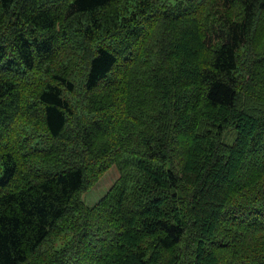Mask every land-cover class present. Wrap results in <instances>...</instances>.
<instances>
[{"label": "trees", "instance_id": "1", "mask_svg": "<svg viewBox=\"0 0 264 264\" xmlns=\"http://www.w3.org/2000/svg\"><path fill=\"white\" fill-rule=\"evenodd\" d=\"M0 264H264V0H0Z\"/></svg>", "mask_w": 264, "mask_h": 264}, {"label": "rangeland", "instance_id": "2", "mask_svg": "<svg viewBox=\"0 0 264 264\" xmlns=\"http://www.w3.org/2000/svg\"><path fill=\"white\" fill-rule=\"evenodd\" d=\"M234 132V134L232 133V132H229L228 133V137L226 138V142L228 143V144H232V142H233V139H234V137H235V135H236V131H233ZM115 173V168H111L102 178H101V180L98 182V184L96 185V186H98V187H101V186H104V183H106L107 182V180H108V178L110 177V176H112V173ZM95 186V187H96ZM108 189V188H107ZM96 195V197H98V198H96V199H100L101 197H103L104 196V194H105V191L104 192H102L101 194H98L97 193V191H95V190H93V189H91V190H89L87 193H85L84 195H83V200H84V202L86 203H90V198L91 197H93L94 195Z\"/></svg>", "mask_w": 264, "mask_h": 264}, {"label": "crops", "instance_id": "3", "mask_svg": "<svg viewBox=\"0 0 264 264\" xmlns=\"http://www.w3.org/2000/svg\"><path fill=\"white\" fill-rule=\"evenodd\" d=\"M118 177H119V173H118V171L115 168V173L114 172L112 173V176H110L108 178L107 182L104 183V186H101V187L96 186V187L93 188V190L97 191L98 194H101L102 192L108 190L107 188H109ZM96 198H98V197H96V195H94L93 197L90 198V203L86 202V204L89 207H93V205L99 200V199H96Z\"/></svg>", "mask_w": 264, "mask_h": 264}, {"label": "bare ground", "instance_id": "4", "mask_svg": "<svg viewBox=\"0 0 264 264\" xmlns=\"http://www.w3.org/2000/svg\"><path fill=\"white\" fill-rule=\"evenodd\" d=\"M200 173V172H199ZM218 211V210H217ZM220 216V215H219ZM215 219V218H214ZM216 224V223H215ZM223 225V224H222ZM222 230V229H221Z\"/></svg>", "mask_w": 264, "mask_h": 264}]
</instances>
